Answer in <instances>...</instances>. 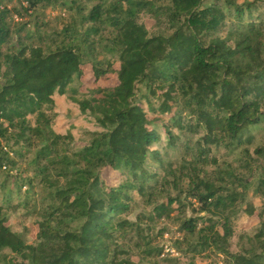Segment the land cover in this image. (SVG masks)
Instances as JSON below:
<instances>
[{"label":"trees","instance_id":"obj_1","mask_svg":"<svg viewBox=\"0 0 264 264\" xmlns=\"http://www.w3.org/2000/svg\"><path fill=\"white\" fill-rule=\"evenodd\" d=\"M261 8L264 0H0V264H180L160 258L163 231L152 235L172 213L183 256L264 264V206H237L250 188L264 202V142L245 147L264 123ZM48 10L66 18L46 19ZM141 14L166 32L150 35ZM85 67L94 85L115 84L82 93ZM63 99L96 127L82 144L53 129ZM155 126L181 144L176 167L151 148ZM221 148L240 150L237 166L211 154ZM134 197L152 210L129 221ZM186 202L207 216L184 217ZM17 210L37 219L33 244L8 225ZM237 210L259 222L232 252Z\"/></svg>","mask_w":264,"mask_h":264},{"label":"rangeland","instance_id":"obj_2","mask_svg":"<svg viewBox=\"0 0 264 264\" xmlns=\"http://www.w3.org/2000/svg\"><path fill=\"white\" fill-rule=\"evenodd\" d=\"M158 5L165 4V0H155ZM244 1H253V0H237L238 3H242ZM264 8H261L262 10ZM67 15V13L65 14ZM46 19H53L54 17H63V13L59 10L57 11H47L45 13ZM64 18V17H63ZM66 18V16H65ZM64 18V19H65ZM139 21L146 27L148 33L150 35L160 34L166 32V27L164 24L156 23L152 16L148 14H141L139 17ZM118 66V65H117ZM115 84V79L113 76H109L108 79L105 81H100L96 85H94L92 75L88 67L84 68V75L81 79L80 85L77 86L80 91L83 93L88 88H93L94 86H109ZM144 108L147 112V107L142 102ZM56 112L58 113L59 117L56 120L55 124L53 125V129L58 133L62 134L68 132V130H72L74 139L77 143H84L87 140L85 133L87 131H95L96 127L92 120L87 117L82 116L76 105H72L67 100H62L56 106ZM147 115L150 119L156 118L152 116L149 112ZM166 120L167 118H162ZM155 130L158 131L159 140L151 146L153 150H158L160 153L163 154L164 158L167 161H170L174 167L177 166L180 158L183 155V148L179 142H174L173 145L169 144L167 136L164 134L163 130L159 126H155ZM172 132L177 134L178 132L172 128ZM250 137V143L246 144L245 147L249 149H253L259 143L264 142V123L260 124L257 127H253L249 130V133L246 137ZM211 154L216 156L219 162H226L232 164V166H237V159L240 157V150L230 153L227 150L221 148L219 150L212 149ZM264 168V162H263ZM223 167V166H221ZM203 176L205 178H214V173L216 171V167L214 165H207L202 166ZM162 174V172H159ZM104 178L106 182L111 185L115 186L119 183V180L116 178V175L111 171L104 172ZM187 187L186 182L182 183V188L185 189ZM242 191V190H240ZM135 201L130 203V211L127 214L122 215V218H126L129 221H134L137 216L140 214H149L152 210L151 206L145 204V200H141V198L134 197ZM244 202L242 205L239 204L237 206L240 209L245 208L246 203H252L256 208H262L263 201L254 196L252 188L247 189L244 192ZM239 207L237 209H239ZM197 205L190 206L186 202V208L184 217H195V216H205V213H198L196 210ZM8 217V225L13 232L18 233L23 237L27 244H33L35 242V236L37 233V226L36 221L37 219L33 216H25V212L23 210L17 211H9ZM176 213H172L170 218H164L161 221L154 224V228L152 231L153 237L159 235V231H163V235L157 238V246L162 248V256L160 258H167V257H178L180 258V264H218L223 260L222 256L213 254L212 251H206L204 254L197 255L192 257L191 254L183 256L175 249L174 241L180 237V234L177 231L178 223H176L173 219ZM207 216V215H206ZM258 219L256 217H248L241 210H237V213L233 216V228H234V235L231 240V251L236 252L240 249V244L242 243L239 239L241 235L247 234L252 235L253 230L258 224ZM240 246V247H239ZM186 250L185 247L182 248ZM172 251V252H170ZM219 256V257H218ZM134 261L137 264H147L146 260L139 261L137 256H134ZM164 264V263H159ZM224 264V263H223Z\"/></svg>","mask_w":264,"mask_h":264},{"label":"built area","instance_id":"obj_3","mask_svg":"<svg viewBox=\"0 0 264 264\" xmlns=\"http://www.w3.org/2000/svg\"><path fill=\"white\" fill-rule=\"evenodd\" d=\"M170 252H172V251H170ZM218 264H223V262L221 261V262H219Z\"/></svg>","mask_w":264,"mask_h":264}]
</instances>
